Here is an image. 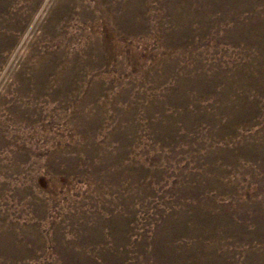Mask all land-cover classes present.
I'll use <instances>...</instances> for the list:
<instances>
[{
  "label": "rangeland",
  "instance_id": "obj_1",
  "mask_svg": "<svg viewBox=\"0 0 264 264\" xmlns=\"http://www.w3.org/2000/svg\"><path fill=\"white\" fill-rule=\"evenodd\" d=\"M0 264H264V0H0Z\"/></svg>",
  "mask_w": 264,
  "mask_h": 264
}]
</instances>
